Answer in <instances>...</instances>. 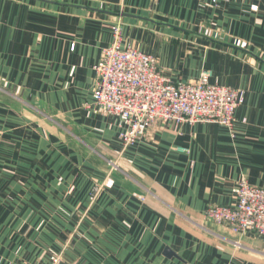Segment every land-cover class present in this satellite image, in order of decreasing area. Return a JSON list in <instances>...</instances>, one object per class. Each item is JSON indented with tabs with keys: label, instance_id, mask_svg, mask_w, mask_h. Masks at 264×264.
Masks as SVG:
<instances>
[{
	"label": "crops",
	"instance_id": "obj_1",
	"mask_svg": "<svg viewBox=\"0 0 264 264\" xmlns=\"http://www.w3.org/2000/svg\"><path fill=\"white\" fill-rule=\"evenodd\" d=\"M118 24L172 81L243 91L234 129L157 124L124 149L87 108ZM243 179L264 188V0H0V264H49L42 226L70 225L66 263L264 264L259 238L203 217Z\"/></svg>",
	"mask_w": 264,
	"mask_h": 264
},
{
	"label": "built area",
	"instance_id": "obj_2",
	"mask_svg": "<svg viewBox=\"0 0 264 264\" xmlns=\"http://www.w3.org/2000/svg\"><path fill=\"white\" fill-rule=\"evenodd\" d=\"M113 34V43L94 67L97 82L87 108L120 120L125 127L120 134L124 149L136 145L157 124L215 123L234 129L236 112L245 101L243 91L212 84V72L206 70L196 81L174 82L163 74L157 58L123 44L120 24L113 27ZM113 186L114 181L109 180L105 189ZM233 192L234 204L211 207L204 219L226 227L235 236L253 234L264 248V188L243 179ZM49 264L75 263L54 255Z\"/></svg>",
	"mask_w": 264,
	"mask_h": 264
},
{
	"label": "rangeland",
	"instance_id": "obj_3",
	"mask_svg": "<svg viewBox=\"0 0 264 264\" xmlns=\"http://www.w3.org/2000/svg\"><path fill=\"white\" fill-rule=\"evenodd\" d=\"M49 118L46 117V121ZM110 165H112V170H119V166L116 162H111ZM109 181V180H108ZM107 181V182H108ZM106 182V183H107ZM106 183L104 184V187L106 186ZM101 186H96L97 190H100ZM144 199V198H142ZM67 227V237L70 238L71 236V230H74V226L70 225V226H66ZM42 228H46V233L44 232L43 235L41 236V240H40V246L43 248L44 252L47 253V255L49 256H60L63 260L66 259L65 258V250H69V238L63 239V238H57L54 239V233H52V231H50L49 229H51L49 226H42ZM68 241V242H67ZM94 243V242H93ZM102 248L106 251H108V255L109 254H113L114 252V256L116 258H120L119 252L117 251L118 247L116 245V242H112V241H104L102 243L99 244V247H97V250H102ZM115 249V250H113ZM76 264V263H75Z\"/></svg>",
	"mask_w": 264,
	"mask_h": 264
}]
</instances>
